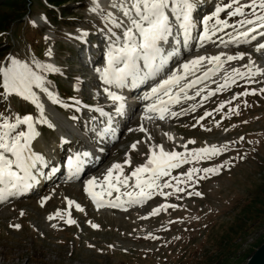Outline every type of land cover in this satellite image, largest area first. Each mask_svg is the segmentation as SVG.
Masks as SVG:
<instances>
[{
	"label": "rangeland",
	"instance_id": "374dc122",
	"mask_svg": "<svg viewBox=\"0 0 264 264\" xmlns=\"http://www.w3.org/2000/svg\"><path fill=\"white\" fill-rule=\"evenodd\" d=\"M57 2L53 0V6L45 0H29L27 13L24 12L20 18L18 12L8 9L12 18L8 28H3L6 23L0 19V63L7 64L9 55L27 63H31L33 57L52 63L61 71L53 73V78L48 79L53 82L52 89L65 103L73 104L70 98L75 97L89 100L88 105L91 107H102L103 104L99 103L103 98L97 94L96 83L91 82L95 80L94 77L89 81L92 75L89 72L82 76L88 68L84 67V61L81 62L72 36L77 34L80 37L82 33L89 36L98 27L106 34L103 16L107 12L117 15L119 11L109 6L112 0H104L107 6L100 1V10L97 12L90 10L95 6L93 0H65L61 5H57ZM2 13L7 12L0 7V16ZM235 19L230 23H234ZM32 22H35V26ZM243 30L240 28V31ZM231 33L235 34V31ZM223 38L227 40L228 36ZM215 47L216 53L205 56L224 53L222 59H226L227 55L245 54L243 60L224 64L222 71L226 74H231L232 69L246 71L244 65L249 59L255 61L254 68L264 70L262 57L245 49H236L235 44ZM49 49L51 57L45 55ZM57 85L62 88V92L57 91ZM217 86L214 84L202 92L200 98L203 100L207 91L215 90ZM246 87L257 90L264 88V75L254 77L250 84L239 80L231 88L217 92L202 104L199 102L200 107H196L194 112L188 110L178 119L136 121L124 130L115 150L106 155L109 165L103 167L107 170L115 162L123 163L126 154H129L131 166L125 165L124 168L127 174V169L144 164L150 147L156 145H162L165 151L177 152H185V145L188 150L227 145V149L218 156L190 162L172 171V176H178L193 167L202 169L223 165L217 174L199 179L204 176L203 172H199L194 174L190 182L179 185L184 189L180 193H175L172 187L164 188L162 190L165 193L174 194L167 197L154 194L143 204L126 205L116 212L107 208L94 210L84 191L85 182L54 185V188L22 201L19 199L0 204V264H197L201 262L198 256L203 258L208 255L203 259L204 262H212L219 254L224 257L225 253L214 252L219 251L225 241L230 247L235 245L227 255L225 264H244L247 257L264 241V211L260 213L259 202L264 201V93L257 91L255 95H248L253 98L242 99L240 96L232 99ZM37 92L57 132L51 136H40L35 143L39 142V146L50 151L51 146L55 145L56 134L84 127L82 116L94 111L83 106H77V110V107L64 108L52 104L44 94L39 93V90ZM228 101L231 104L226 103ZM221 103H225V107L216 111ZM237 105L238 115L229 112V108H236ZM11 106L15 112L38 115L33 105L18 98H12ZM185 107L189 106L180 109ZM205 112L211 115L204 116ZM73 116L77 119H71ZM40 126L38 130L41 132ZM141 126L147 131H139ZM169 135L172 139H169ZM137 141L136 150H131L130 146ZM104 169L101 171L98 167L94 174L102 175ZM94 176L101 179L98 175ZM171 183L175 185L176 181L172 180ZM188 192L202 195L189 196ZM43 197L50 199L42 207L40 201ZM68 200L78 203L84 211H78L75 205L69 207ZM165 204L177 207L161 210L157 215L151 214L153 209ZM58 210L65 219L71 213L76 224L68 225L59 217L49 220L48 217L54 216ZM93 224L98 227L93 228ZM13 225L20 227L17 229ZM238 226L244 228L235 235L232 230H240ZM244 229H248V232L242 235ZM199 244L201 247L198 248Z\"/></svg>",
	"mask_w": 264,
	"mask_h": 264
},
{
	"label": "snow or ice",
	"instance_id": "6c2138e0",
	"mask_svg": "<svg viewBox=\"0 0 264 264\" xmlns=\"http://www.w3.org/2000/svg\"><path fill=\"white\" fill-rule=\"evenodd\" d=\"M93 4L95 6L90 9L92 12L100 10L98 0H93ZM111 7L119 11L121 16L118 17L112 12H107L103 16L107 29L106 50L103 65L95 71L104 85V94L115 105L116 115L124 113L126 97L113 89L136 88L148 81L153 83L142 99L152 102L144 105L142 119L163 121L166 118L183 115L188 111L187 109L177 112L172 111V106L180 103L182 99L194 100L195 96L188 94L189 89L210 78L222 69L225 63L245 58L242 52L227 55L226 59H222L224 53L211 56L199 55L165 72L169 62L180 54L181 44L185 50L190 51L193 41L196 42V46L202 48L206 43H216L213 37H217L225 46L228 44L239 46L257 41L256 51L264 50V43L258 41V37L264 38V0H223L214 7L211 13L199 16L196 15L198 12L196 0H112ZM222 14H224L223 18ZM42 18L47 20L46 17ZM234 18H236L235 22L230 23ZM32 23L35 26V22ZM198 25L202 30L193 36ZM229 28L234 29L235 34L226 33L228 40H224L223 36H218V33H224ZM240 28L245 30L240 31ZM85 35L87 34L82 33L77 38L83 39ZM45 55L51 57V49ZM6 59L7 64L0 63V108L3 109L0 110V203L32 189L35 184L39 183L38 175H43L42 168L48 166L44 155L35 151L34 142L41 136L38 125L48 128H55V125L47 117L45 104L37 90L44 94L52 104L64 108L87 107L90 111L97 112L101 117L106 118L102 122L104 126L94 130L99 138H110L116 134L112 126V113L105 112L101 106L82 105V102L75 97L70 98L73 104H67L52 89L53 82L47 78V74L60 73L61 70L57 66L42 62L35 57L32 58L31 63L21 61L11 55ZM205 61L211 67L202 75H196ZM254 64L255 61L249 59V62L244 65L246 71L232 69L231 74H226L222 84H218L215 90L207 91L201 104L217 92L231 88L239 80L250 84L254 77L264 75V70L254 68ZM189 77L194 78L189 79ZM76 90L79 91V88L77 87ZM204 91L205 89H199L195 95L200 96ZM257 91L264 93V88L257 90L246 87L243 92L233 96L232 99L255 95ZM13 97L33 105L38 115L13 111L11 106ZM226 103L231 104V101ZM196 107L197 105L193 104L191 111L194 112ZM224 107L225 103H221L216 111ZM238 107L237 105L236 108H229V112L238 115ZM77 110H79L78 107ZM210 115L209 112L204 114V116ZM71 119L75 120L77 117L73 116ZM139 131L146 132L147 130L141 126ZM169 139H172L170 135ZM138 143L139 141L133 143L130 146L131 150H136ZM188 143H195V141H188ZM185 149V152L165 151L162 145L152 146L146 162L135 167L130 174L124 172L125 165L131 166L130 155L126 154L124 162L113 163L103 175L102 180L93 176L85 181L84 191L97 209L102 207L124 208L126 204H143L154 194L167 197L174 193H165L162 189L169 187L174 188L175 193H180L184 189L179 185L190 182L194 174L203 172L204 176L198 178L205 179L210 174H217L223 165L202 169L193 167L178 176H172V171L190 162L208 160L218 156L227 149V145L222 147L212 145L192 150H188L185 145ZM89 156L90 153L85 151L68 159V167L73 170L74 176L80 172L84 158ZM172 180L176 181L175 185L171 183ZM122 189L131 190L122 191ZM114 192L117 195L113 199H108L113 197ZM193 194L202 195L199 192L187 193L189 196ZM48 199L50 197L41 199L42 207ZM67 202L69 207L75 205L78 211H84L75 201L68 200ZM175 207L177 205L174 204L161 205L153 209L151 214L157 215L161 210ZM57 217L64 219L68 225L76 224V220L71 218V213H68L65 219L60 210L54 216L50 215L48 219ZM13 227L19 229L20 225H13ZM92 227L98 226L93 224Z\"/></svg>",
	"mask_w": 264,
	"mask_h": 264
},
{
	"label": "bare ground",
	"instance_id": "6f19581e",
	"mask_svg": "<svg viewBox=\"0 0 264 264\" xmlns=\"http://www.w3.org/2000/svg\"><path fill=\"white\" fill-rule=\"evenodd\" d=\"M102 2H104V0H101V3ZM206 2H207V0H206ZM205 2V3H206ZM104 4V6H107V2H104L103 3ZM109 6H111V5H109ZM106 9V8H105ZM232 32V31H234V29H231V28H229V29H226L225 30V32ZM225 32L224 33H218V36H223V37H225ZM95 35V38L98 36H101V34L100 33H95L94 34ZM259 38H261V37H259ZM91 39V38H90ZM213 39L216 41V43H206V45L207 46H205V47H207V48H199V49H196L194 52H191V50L193 49V47H195L194 46V43L192 42V47H191V50H190V53H188V54H186V55H184L183 57H181V59H180V61H178L179 62V64H181V63H183L184 61H186V60H189V57H191V56H198V55H207V54H210V53H216L217 52V50H215L214 49V47H215V45H217V47H218V45H222V44H219V42H220V40L217 38V37H213ZM216 39H218V40H216ZM261 39H263L264 40V38H261ZM226 40V39H225ZM228 40V39H227ZM261 43H264V41H262ZM256 45H257V41H253L251 44H244V46H241V47H237L236 49H238V48H241V49H245L246 51H248L249 53H251V54H254V55H256L257 57H262L263 58V60H264V53H263V51H260V52H257L256 51ZM238 46V45H237ZM253 47V48H252ZM99 48V47H98ZM98 48H96V49H94L93 50V53H95V52H97V50H98ZM216 48V47H215ZM220 48V47H219ZM219 52V51H218ZM91 55V52L89 53V55L88 56H90ZM90 57H88V58H84V62L85 61H87V59H89ZM92 59H95V56L93 55V57H92ZM177 62V63H178ZM97 64H100V60H98V62H97ZM204 66H207V67H211V65H208L207 64V62L205 63L204 62V64H203ZM101 66V65H100ZM203 67V66H202ZM223 69V68H222ZM221 69V70H222ZM226 73H224L223 71L221 72V74H220V79H222V76L223 75H225ZM92 80H93V78H92ZM206 80H210V78L209 79H206ZM206 80H204V81H206ZM97 82H98V80H96ZM212 84V83H211ZM210 83H209V85H211ZM191 94L193 93V92H190ZM189 93V95H191ZM193 96V95H192ZM195 96V95H194ZM201 100L200 99H198V96H195V99L194 100H184V101H182L178 106H177V110L176 111H178V112H180L181 110H179L181 107H183V106H190L191 104L193 105L195 102L197 103V102H200ZM136 110H132L131 112H130V114H133L134 112H135ZM57 142V141H56ZM59 146L61 147V148H63V144H59ZM86 163L88 162V160H86L85 161ZM100 165L99 164H97V165H95V169H93V173L95 172V170L99 167ZM97 171V170H96ZM105 174V171L102 173V175H104ZM126 190H128V189H126Z\"/></svg>",
	"mask_w": 264,
	"mask_h": 264
},
{
	"label": "trees",
	"instance_id": "16d2710c",
	"mask_svg": "<svg viewBox=\"0 0 264 264\" xmlns=\"http://www.w3.org/2000/svg\"><path fill=\"white\" fill-rule=\"evenodd\" d=\"M49 5H53L52 1L51 0H45ZM54 1H58L57 2V5H61V4H64L65 3V0H54ZM27 4H29V0L25 1V0H0V7L7 13H2L1 16H0V19H2V23H6L5 26H3V28H8V24L10 22V20L12 19L11 16L9 14H11V12L8 11L9 10H12L13 12H18V16L19 18L21 17V15L27 10ZM12 12V13H13ZM27 12H25L24 14H26ZM2 17V18H1ZM14 19V17H13ZM260 202V213L264 211V201L263 200H259ZM243 220L246 221V219L244 218ZM245 225V223H244ZM240 230L238 231H235V230H232L233 233L236 235V234H239L242 229L244 228L243 226H238ZM247 227V225H246ZM248 232V229H244L243 232H242V235L246 234ZM233 247L235 246L234 244L232 245ZM201 247V244L198 245V248ZM227 247L226 250H224L225 248ZM233 247H230L229 244L226 243L225 241V244L222 243L220 245V249L219 251L216 250V252L214 253H225L224 257L222 255H218L217 258L213 259L212 262H204L203 259H206L208 255H205L202 257L198 256V259L201 260L200 263H197V264H225L226 260H227V255L230 253L231 249H233ZM209 251V250H208ZM205 252V251H204ZM203 252V253H204ZM206 254V252H205Z\"/></svg>",
	"mask_w": 264,
	"mask_h": 264
},
{
	"label": "water",
	"instance_id": "95a60500",
	"mask_svg": "<svg viewBox=\"0 0 264 264\" xmlns=\"http://www.w3.org/2000/svg\"><path fill=\"white\" fill-rule=\"evenodd\" d=\"M244 264H264V241L247 257Z\"/></svg>",
	"mask_w": 264,
	"mask_h": 264
}]
</instances>
